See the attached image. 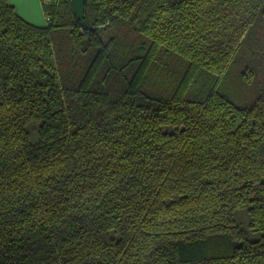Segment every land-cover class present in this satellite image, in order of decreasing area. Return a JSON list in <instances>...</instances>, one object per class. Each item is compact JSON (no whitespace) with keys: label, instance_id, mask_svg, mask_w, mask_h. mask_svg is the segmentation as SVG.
<instances>
[{"label":"trees","instance_id":"16d2710c","mask_svg":"<svg viewBox=\"0 0 264 264\" xmlns=\"http://www.w3.org/2000/svg\"><path fill=\"white\" fill-rule=\"evenodd\" d=\"M44 11L0 0V264H264V0Z\"/></svg>","mask_w":264,"mask_h":264},{"label":"crops","instance_id":"0c3cea01","mask_svg":"<svg viewBox=\"0 0 264 264\" xmlns=\"http://www.w3.org/2000/svg\"><path fill=\"white\" fill-rule=\"evenodd\" d=\"M19 15L37 26L47 24V16L44 5L50 4L52 0H10Z\"/></svg>","mask_w":264,"mask_h":264},{"label":"water","instance_id":"95a60500","mask_svg":"<svg viewBox=\"0 0 264 264\" xmlns=\"http://www.w3.org/2000/svg\"><path fill=\"white\" fill-rule=\"evenodd\" d=\"M85 4L86 0H72L74 12L82 25L87 24L85 20Z\"/></svg>","mask_w":264,"mask_h":264},{"label":"rangeland","instance_id":"374dc122","mask_svg":"<svg viewBox=\"0 0 264 264\" xmlns=\"http://www.w3.org/2000/svg\"><path fill=\"white\" fill-rule=\"evenodd\" d=\"M36 129H37V124H33V125L30 127V131L33 133V137H34V138L36 137Z\"/></svg>","mask_w":264,"mask_h":264}]
</instances>
